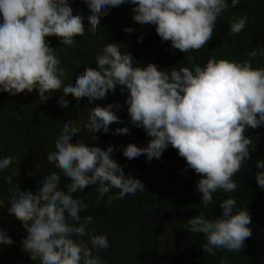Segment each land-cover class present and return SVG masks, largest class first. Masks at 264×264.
Here are the masks:
<instances>
[{
	"label": "clouds",
	"instance_id": "clouds-1",
	"mask_svg": "<svg viewBox=\"0 0 264 264\" xmlns=\"http://www.w3.org/2000/svg\"><path fill=\"white\" fill-rule=\"evenodd\" d=\"M126 2L134 5L136 22L154 24L162 40L188 53L207 45L218 19L240 0H86L90 9L87 29L95 33L100 18L108 15L111 7ZM84 19L73 14L69 0H0V92L17 95L35 89L45 101L51 92L62 89L59 103L66 107L68 94L77 99L87 97L91 104L123 86L121 91L128 93L125 103L131 124L152 137L146 147L129 143L123 155L132 159L145 154L151 161L160 158L169 145L176 148L187 166L202 174L197 187L203 207L215 203L218 190L229 194L220 202L222 215L209 218L201 211L187 220L186 228L203 235V251L213 257L220 249L241 252L245 240L252 236V219L246 206H238L230 194L240 187L235 174L250 159L252 139L245 132L249 126L264 125V66L254 67L250 59L213 56L203 66L191 68L163 70L154 63L141 67L119 43H104L95 56L96 66L85 65L70 79L46 37L55 35L64 46H74L75 38L85 34ZM248 20L247 13L234 17L228 35L241 33ZM247 55L252 59L264 57V47ZM118 121L111 103L91 107L82 122L65 120L54 149L47 153L48 162L55 166L40 181L39 190L34 194L18 187L14 194L0 195V207L10 201L7 211L27 230L22 246L33 260L39 257L42 264H106L98 253L109 247L108 236L88 230L95 218L81 217L80 212L89 205L72 193L96 185L100 197L107 194V202L112 203L144 191L145 184L127 175L112 158V145L104 149L83 140L73 143L71 137L85 129L107 133L109 125ZM129 131L127 126L115 129L118 134ZM15 160L11 155L0 157V172ZM256 163L264 170V160ZM60 172L71 179L67 191L59 187ZM13 178L3 177L8 184ZM256 179L264 189V171L257 172ZM113 189L119 191L113 195ZM13 243L0 229V245ZM220 264H228L227 257L221 258Z\"/></svg>",
	"mask_w": 264,
	"mask_h": 264
},
{
	"label": "trees",
	"instance_id": "trees-1",
	"mask_svg": "<svg viewBox=\"0 0 264 264\" xmlns=\"http://www.w3.org/2000/svg\"><path fill=\"white\" fill-rule=\"evenodd\" d=\"M231 3V0H229ZM73 14L85 17V34L77 36L74 46H64L58 36L46 37L72 79L85 65L95 67V56L105 43H119L122 51L131 53L134 63L146 67L154 63L159 69L196 64L204 65L211 57L229 60H252L253 66H264V57L252 59L247 55L255 48L264 47V0H240L235 7L225 10L218 19L212 39L200 50L185 53L174 49L170 41L162 40L156 26L136 22L133 19L131 3L110 8L106 16L100 18L95 33L87 28L90 9L86 0H69ZM247 13L246 28L239 34L229 36V26L234 17ZM132 32H126V28ZM67 82V81H66ZM117 86L106 98L89 104L87 97L77 99L72 94L65 98L68 105L62 107L59 99L63 90L51 92L49 98L41 100L38 90L12 95L0 92V157L15 156L9 168L0 172V195L8 196L31 190L34 194L40 188V181L55 166L48 162L47 153L54 149V140L65 120L75 119L78 123L87 119L91 107L113 104L120 121L109 125V132L103 130L92 133L85 129L71 137L73 143H84L107 149L114 147L111 156L121 164L127 175L144 182L145 190L128 194L124 199L107 202V194L100 197L96 185H88L83 192L72 193L73 197H83L89 207L80 212L81 217L92 215L95 222L88 230L95 229L107 234L109 247L100 255L106 264H220L227 257L228 264H264V189L258 185L256 174L264 171L257 167V160H264V125L248 127L245 135L252 139L250 159L245 161L241 171L235 174L240 187L230 194L235 196L238 206H246L252 219L249 225L252 236L245 240L241 252L220 249L215 257L204 253L203 235L186 228L187 220L203 211L209 218L222 215L221 201L227 193L217 191L216 200L207 208L201 204L202 193L197 183L202 174L187 166L184 157L171 145L160 158L149 161L145 154L128 159L123 149L129 143L146 147L152 139L142 127L130 122L128 105L125 103L127 91ZM119 105V107H118ZM127 126L126 134L115 133V129ZM93 136L97 137L93 139ZM58 170V169H57ZM12 175L13 183L8 184L3 177ZM71 179L60 172L59 187L67 191ZM113 189L112 194L118 192ZM6 201L0 207V229L14 241L11 245H0V264H42L39 257L33 260L23 248V240L28 235L23 223L7 209ZM79 223V222H77Z\"/></svg>",
	"mask_w": 264,
	"mask_h": 264
},
{
	"label": "rangeland",
	"instance_id": "rangeland-1",
	"mask_svg": "<svg viewBox=\"0 0 264 264\" xmlns=\"http://www.w3.org/2000/svg\"><path fill=\"white\" fill-rule=\"evenodd\" d=\"M143 25H146V23H142Z\"/></svg>",
	"mask_w": 264,
	"mask_h": 264
}]
</instances>
